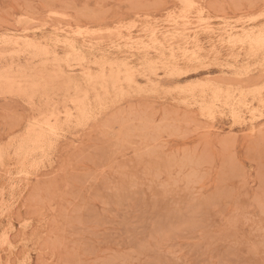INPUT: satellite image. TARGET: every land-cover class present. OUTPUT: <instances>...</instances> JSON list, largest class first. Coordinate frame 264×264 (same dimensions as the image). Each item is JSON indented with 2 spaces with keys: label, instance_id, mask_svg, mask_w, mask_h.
Instances as JSON below:
<instances>
[{
  "label": "rangeland",
  "instance_id": "374dc122",
  "mask_svg": "<svg viewBox=\"0 0 264 264\" xmlns=\"http://www.w3.org/2000/svg\"><path fill=\"white\" fill-rule=\"evenodd\" d=\"M263 27L264 0H0V264H264Z\"/></svg>",
  "mask_w": 264,
  "mask_h": 264
},
{
  "label": "bare ground",
  "instance_id": "6f19581e",
  "mask_svg": "<svg viewBox=\"0 0 264 264\" xmlns=\"http://www.w3.org/2000/svg\"><path fill=\"white\" fill-rule=\"evenodd\" d=\"M261 28H262V27H261ZM263 28H264V27H263ZM251 29H252V28H251ZM259 29H260V28H259ZM252 32H255V30H254V31L251 30V32L249 31L248 35H251L250 33H252ZM260 32H261V34H262V30H261ZM258 33H259V32H258ZM258 33H257L256 35H258ZM77 34H78V33H77ZM91 34H92V33L90 32V35H91ZM243 34H244V33H243ZM246 34H247V33H246ZM252 34H254V33H252ZM261 34H260V35H261ZM78 35H79V34H78ZM85 35H86V34H85ZM87 35H88V34H87ZM92 35H93V34H92ZM256 35H255V38H254V36L251 35L252 38H253V40H254V39H257V38H256V37H257ZM3 36L5 37V35H3ZM80 36H81V35H80ZM177 36H178V35H177ZM177 36H175V37H177ZM179 36H180V35H179ZM179 36H178V37H179ZM229 37H230V36H229ZM229 37H228V38H229ZM232 37H234V35H233ZM262 37H264V35H263ZM2 38H3V37H2ZM8 38H9V37H8ZM8 38H7V39H8ZM26 38H27V37H26ZM56 38H58V37H56ZM154 38H156V37H154ZM162 38H163V37H162ZM173 38H174V37H173ZM244 38H248V39H245V40H248V41H250V40L252 39V38L250 39V36L247 37V35H246V37H244ZM12 39H13V37H12ZM12 39H11V40H12ZM150 39H151V42H152V38H150ZM193 39H194V38H193ZM234 39H235V38H234ZM249 39H250V40H249ZM2 40H4V39H2ZM23 40H24V39H23ZM23 40H22V41H23ZM83 40H84V39H83ZM155 40H157V39H155ZM175 40H176V38H175ZM190 40H191V39H190ZM245 40H244V42H245ZM194 41H195V40H194ZM196 41H197V40H196ZM236 41H237V40H234V43H235ZM238 41H241V40H238ZM248 41H247V42H248ZM4 42H5V40H4ZM8 42H9V41H8ZM10 42H11V41H10ZM15 42H16V41H14V43H15ZM63 42H64V41H63ZM66 42H67V41H66ZM120 42H121V41H120ZM126 42H127V41H126ZM130 42H131V41H130ZM153 42H154V40H153ZM254 42H255V41H254ZM257 42H258V41H257ZM263 42H264V41H263ZM68 43H69V41H68ZM132 43H133V42H132ZM137 43H138V42H137ZM5 44H6V43H5ZM69 44H70V43H69ZM154 44H155V42H154ZM197 44H198V43H197ZM248 44H249V43H248ZM258 44H259V43H258ZM261 44H262V43H261ZM261 44H260V46H262ZM9 45H10V44H9ZM14 45H16V44H14ZM71 45H72V43L69 45V47H70ZM159 45L162 46L161 44H159ZM243 45H244V44H243ZM250 45H251V42H250ZM253 45H254V47L256 46L255 44H253ZM17 46H18V45H17ZM178 46H179V45H178ZM187 46H188V45H187ZM263 46H264V45H263ZM29 47H30V46H29ZM36 47H37V46H36ZM71 47H72V46H71ZM119 47H120V46H119ZM153 47H154V46H153ZM163 47H164V46H163ZM248 47H249L248 50H250V47H251V46H248ZM19 48H20V47H19ZM37 48H38V47H37ZM43 48H44V47H43ZM56 48H57V47H56ZM74 48H75V47H74ZM147 48H148V47H147ZM234 48H235V46H234ZM244 48H245V47H244ZM256 48H257V47H256ZM262 48H263V47H262ZM262 48H261V49H262ZM29 49H30V48H29ZM118 49H119V48H118ZM170 49H171V48H170ZM259 49H260V48H259ZM259 49H258V51H259ZM261 49H260L259 52H261ZM47 50H48V49H47ZM128 50H129V49H128ZM136 50H137V49H136ZM177 50H178V49H177ZM214 50H215V49H214ZM232 50H233V49H232ZM252 50H253V51H254V50L256 51V49H252ZM262 50H263V49H262ZM15 51H16V50H15ZM140 51H141V50H140ZM168 51H169V50H168ZM179 51H180V50H179ZM250 51H251V50H250ZM250 51H249V52H250ZM253 51H252V52H253ZM255 51H254V52H255ZM258 51H257L256 53H259ZM20 52H21V51H19V53H20ZM25 52H26V51H25ZM43 52H44V51H43ZM200 52H201V51H200ZM10 53H11V52H10ZM12 53L14 54V52H12ZM12 53H11V54H12ZM15 53H17V51H16ZM19 53H18V54H19ZM33 53H34V52H33ZM36 53H37V54H36ZM36 53H35V54H36L37 56H35V58L38 57V55H39L38 52H36ZM39 53H42V52H39ZM47 53H48V51H47L46 53H44L43 55H46ZM256 53H254V55H255ZM263 53H264V52H263ZM263 53H262V54H263ZM3 54H4V53L0 54V58H1V55H3ZM35 54H34V55H35ZM48 54H49V53H48ZM48 54H47L46 56H49ZM187 54H189V53H187ZM193 54H194V53H193ZM193 54H192V55H193ZM248 54H251V53H248ZM248 54H247V55H248ZM9 55H10V54H9ZM29 55H30V53H29ZM40 55H42V54H40ZM53 55H54V54H53ZM55 55H56V54H55ZM69 55H70V54H69ZM69 55H68V56H69ZM254 55H253V56H254ZM4 56H5V55H4ZM46 56L44 57V59L46 58ZM76 56H77V55H76ZM149 56H150V55H149ZM170 56H171V54H170ZM172 56H173V55H172ZM250 56H252V55H250ZM18 57H19V56H18ZM18 57H17V58H18ZM31 57H33V55L30 56V58H31ZM53 57H54V56H53ZM58 57H60V56H58ZM69 57H70V56H69ZM134 57H135V56H134ZM145 57H146V56H145ZM8 58H9V57H8ZM39 58H40V57H39ZM103 58H104V57H103ZM168 58L170 59L171 57H168ZM189 58H191V59L193 58V59H194L195 56L193 55V56H190ZM1 59L3 60V57H2ZM13 59H14V58H13ZM41 59H42V58H41ZM55 59H56V56H55ZM66 59H67V58H66ZM94 59H95V58H94ZM100 59H101V58H100ZM105 59H106V58H105ZM158 59H159V58H158ZM201 59H202V58H201ZM206 59H207V58H206ZM230 59L232 60V59H234V58L231 57ZM11 60H12V58H11ZM11 60H10V61H11ZM48 60H49V59H48ZM52 60H53V59H52ZM60 60H61V58L59 59V62H60V64H61V61H60ZM67 60H68V59H67ZM83 60H84V59H83ZM83 60H82V61H83ZM172 60H173V58H172ZM187 60H188V59H187ZM195 60H196V59H195ZM195 60H194V61H195ZM5 61H6V60H5ZM33 61H34V60H33ZM43 61H44V60H43ZM45 61H46V60H45ZM54 61H56V60H54ZM54 61H52V63H53ZM78 61H79V57H78ZM94 61H95V60H94ZM158 61H159V60H158ZM188 61H189V60H188ZM191 61H192V60H191ZM233 61H234V60H233ZM236 61H237V60H236ZM236 61H235V62H236ZM62 62H63V60H62ZM167 62H168V61H167ZM262 62H263V61H262ZM28 63H29V62H28ZM67 63H68V61H67ZM69 63H70V62H69ZM69 63H68V65H70ZM72 63H73V62H72ZM77 63H81V62L79 61V62H77ZM107 63H108V62H107ZM109 63H110V62H109ZM109 63H108V64H109ZM151 63H152V62H151ZM189 63H190V62H189ZM198 63H199V62H198ZM245 63H246V62H245ZM47 64H48V62H47L46 64H44V65L47 66ZM57 64H58V63H57ZM63 64H65V63H63ZM155 64H156V66H157V63H156V62H155ZM29 65H31V64H29ZM29 65H28V66H29ZM65 65H66V64H65ZM102 65H103V63H102ZM230 65H231V64H230ZM255 65H256V64H255ZM258 65H262V63H260V64L258 63ZM17 66H18V64H17ZM20 66L22 67L21 64H20ZM34 66H35V64H34ZM40 66H41V65H40ZM45 66H43V67H45ZM57 66L59 67V65H57ZM60 66H61V65H60ZM108 66H109V65H108ZM205 66H207V65H205ZM227 66H228V64H227ZM8 67H9V65H8ZM15 67H16V66H15ZM35 67H37V66H35ZM77 67H78V66H77ZM104 67H105V66H104ZM109 67H110V66H109ZM130 67H131V66H130ZM140 67H141V66H140ZM174 67H175V66H174ZM178 67H179V66H178ZM221 67H222V66H221ZM232 67H233V66H232ZM247 67H249V66H247ZM256 67H257V66H256ZM259 67H260V66H259ZM4 68H5V67H4ZM12 68H13V67H12ZM17 68H18V67H16V69H17ZM22 68H23V67H22ZM26 68H27V67H26ZM26 68L24 67V69H26ZM29 68H30V71H28V72H31V68H32V67L29 66ZM54 68H55V67H54ZM54 68H53V70L55 71ZM56 68H57V67H56ZM72 68H73V67H72ZM75 68H76V67H75ZM111 68H112V67H111ZM125 68H126V67H125ZM225 68H226V67H225ZM228 68H229V67H228ZM245 68H246V67H245ZM253 68H254V67H253ZM1 69H2V68H1ZM6 69H7V68H6ZM9 69H10V68H9ZM24 69H22V70L24 71ZM58 69H59V68H58ZM58 69H57V71L59 72ZM67 69H71V68L68 67ZM73 69H74V68H73ZM133 69H134V68H133ZM230 69H232V68H230ZM235 69H236V68H235ZM237 69H238V68H237ZM247 69H248V68H247ZM2 70H3V69H2ZM2 70H0V71H1V72H5V71H2ZM12 70H13V69H12ZM22 70L19 69V71H22ZM26 70H27V69H26ZM26 70H25V71H26ZM33 70H34V68H33ZM33 70H32V71H33ZM40 70L42 71V69H39V71H40ZM45 70H46V69H45ZM61 70H63V68H62ZM100 70H102V69H100ZM112 70H113V68H112ZM125 70H126V69H125ZM240 70H241V69H240ZM245 70H246V69H245ZM245 70H244V71H245ZM8 71H10V70H8ZM8 71H7V72H8ZM25 71H24V73H22V74H26ZM34 71H35V70H34ZM57 71L54 72V74L57 73ZM102 71H103V70H102ZM104 71H105V70H104ZM117 71H119V70H117ZM129 71H130V68H129ZM132 71H133V70H131V72H132ZM181 71H182V70H181ZM195 71H196V70H195ZM248 71H250V69H248ZM1 72H0V73H1ZM7 72H6V73H7ZM17 72H18V71H17ZM46 72H47V70H46ZM51 72H52V71H51ZM51 72L49 71V73H51ZM126 72H127V71H126ZM6 73H5L3 76H5ZM9 73H10V72H8L7 74H9ZM14 73H15V72H13V74H14ZM19 73H21V72H19ZM37 73H39V72H36L35 74H37ZM49 73H44V74L46 75V74H49ZM62 73H63V72H62ZM97 73H99V72H97ZM104 73H105V72H104ZM123 73H124V72H123ZM127 73H128V72H127ZM168 73H169V72H168ZM171 73H172V71H171ZM188 73H189V72H187V74H188ZM191 73H192V72H191ZM248 73H249V72H248ZM10 74L12 75V79H14V77H15L16 75H14V77H13V74H12V73H10ZM27 74H28V73H27ZM27 74H26V75H27ZM39 74H41V73H39ZM51 74H52V73H51ZM51 74H50V75H51ZM83 74H84V72H83ZM88 74H89V72H88ZM90 74H91V72H90ZM119 74H121V73L118 72V75H117V76H119ZM129 74H131V73H129ZM153 74H154V73H153ZM174 74H175V73H174ZM245 74H247V72H246ZM11 75H7L6 77L9 78V77H11ZM26 75H25V76H26ZM62 75H63V74H61V76H62ZM68 75H70V74H68ZM68 75H67V76H68ZM72 75H74V74H72ZM72 75H71V77L73 78L74 76H72ZM75 75H76V74H75ZM79 75H80V74H79ZM100 75H103V73L100 74ZM108 75H109V74H108ZM241 75H242V74H241ZM241 75H240V77H241ZM247 75H248V74H247ZM0 76H1V75H0ZM3 76H2V77H3ZM18 76H19V74H18ZM32 76L34 77V75L31 74V79H33ZM56 76L59 77L57 74H56ZM61 76H60V77H61ZM63 76H64V75H63ZM63 76H62V78H63ZM67 76H66V77H67ZM84 76H87V75L84 74ZM88 76H90V75H88ZM112 76H113V75H112ZM175 76H176V75H175ZM6 77H5V78H6ZM16 77H17V76H16ZM20 77H21V75H20ZM22 77H23V76H22ZM40 77H41V76H40ZM42 77H43V76H42ZM45 77H46V76H45ZM47 77H48V75H47ZM50 77H51V76H50ZM50 77H48V78H50ZM52 77H53V76H52ZM66 77H64V78H66ZM76 77H78V75H77ZM79 77H80V76H79ZM102 77H103V76H102ZM119 77H120V76H119ZM128 77H129V76H128ZM237 77H238V76H237ZM0 78H1V77H0ZM3 78H4V77H3ZM3 78L1 79V81L3 80ZM8 78L5 79V80H8ZM28 78H29V75H28ZM34 78H35V77H34ZM38 78H39V77L37 76V79H38ZM55 78H56V77H55ZM62 78H61V79H62ZM68 78H69V77H67L66 79H68ZM91 78H92V77H91ZM97 78H98V75H97ZM108 78H109V77H108ZM112 78H113V77H110V80H112ZM117 78H118V77H117ZM117 78H116V79H117ZM131 78H132V77H131ZM133 78H134V77H133ZM12 79L10 78V81L8 80L10 84H11V83H14V82L16 81V80H15L16 78L14 79V80H15L14 82L11 81ZM17 79H18V78H17ZM19 79H20V78H19ZM19 79H18V80H19ZM35 79H36V78H35ZM43 79H44V77H43ZM59 79H60V78H59ZM74 79H75V78H74ZM80 79H81V78H80ZM98 79H99V78H98ZM98 79H96V80H98ZM103 79H104V77L102 78V80H103ZM116 79H115V80H116ZM123 79H124V77H123ZM129 79H130V78H129ZM5 80H4V81H5ZM20 80H21V79H20ZM22 80H23V79H22ZM24 80H25V79H24ZM24 80H23V81H24ZM28 80H29V79H27V81H28ZM64 80H65V79H64ZM69 80L71 81V79H69ZM72 80H73V79H72ZM77 80H78V78H76V81H77ZM90 80H91V79H90ZM90 80H89V81H90ZM93 80H94V79H93ZM108 80H109V79H108ZM110 80H109V81H110ZM115 80H112V81H111L112 84H114L113 81H115ZM4 81H2V82H4ZM25 81H26V80H25ZM25 81H24V84L21 83V84H22L21 87H23V85H25ZM29 81H30V80H29ZM41 81H42V79H41ZM43 81H44V80H43ZM48 81H49V80H48ZM50 81H52V80L50 79ZM59 81H60V80H59ZM61 81H62V80H61ZM61 81L58 82V84H60V85H61L62 83H63V84H64V83L66 84V81H65V82L63 81L62 83H61ZM67 81H68V80H67ZM73 81H75V80H73ZM73 81H72L71 83H73ZM81 81H82V80H81ZM81 81H79V82H81ZM86 81H87V79H86ZM89 81H88V83H89ZM122 81H123V80H122ZM122 81H121V82H122ZM33 82H34V80H33ZM53 82H54V81H53ZM84 82H85V81H84ZM84 82H81V86H82V83H84ZM94 82H95V81H94ZM99 82H100V80H99ZM102 82H103V81H102ZM116 82H118V81H116ZM116 82H115V84H116ZM119 82H120V81H119ZM128 82H129V80H128ZM128 82H127V83H128ZM197 82H198V81H197ZM199 82H200V81H199ZM199 82H198V83H199ZM208 82H209V81H208ZM28 83H29V82H28ZM31 83H32V82H31ZM31 83H29V84H31ZM39 83H40V82H39ZM45 83L48 84L47 82H45ZM68 83H69V82H67V84H68ZM77 83H78V81H77ZM86 83H87V82H86ZM96 83L98 84V81H96ZM105 83H107V82L105 81ZM132 83H134V82H132ZM198 83H197V84H198ZM203 83H204V82H203ZM205 83H206V82H205ZM4 84H5V83H4ZM16 84H20V83L18 82V83H16ZM16 84H15V85H16ZM29 84H28V85H29ZM33 84H34V83H33ZM35 84H36V83H35ZM35 84H34V85H35ZM40 84L42 85V83H40ZM40 84H39V85H40ZM50 84H51V83H50ZM63 84H62V85H63ZM73 84H74V83H73ZM93 84H95V83H93ZM121 84H122V83H121ZM129 84L131 85V81H130ZM152 84H153V83H152ZM197 84H196V85H197ZM15 85H14V86H15ZM62 85H61V87H62ZM68 85H69V87H70V83H69ZM87 85H88V84H87ZM101 85H103V83H102ZM104 85H105V84H104ZM109 85H110V83H109ZM119 85H120V84H119ZM134 85H135V84H134ZM196 85H195V86H196ZM198 85H199V84H198ZM198 85H197V86H198ZM202 85H203V84H202ZM208 85H209V84H208ZM211 85H212V84H211ZM5 86H6V85H5ZM9 86H10V88H9V90H10L11 87H12V85H9ZM9 86H8V87H9ZM17 86H20V85H17ZM17 86H16V87H17ZM25 86H27V85H25ZM31 86H32V85H31ZM50 86H51V85H50ZM78 86H80V84H79ZM81 86H80V87H81ZM83 86H84V85H83ZM91 86H92V85H91ZM99 86H100V85H99ZM107 86H108V85L106 84V86H102V87H103V89H104V87H105L107 90H109V89L107 88ZM113 86H116V85H112V87H113ZM153 86H154V85H153ZM156 86H157V85H156ZM197 86H196V87H197ZM200 86H201V83H200ZM200 86H199L198 88H201ZM204 86H206V85L204 84L203 87H204ZM213 86H214V85H213ZM8 87H7V88H8ZM34 87H35V88H34ZM34 87H33V88L30 87V88H31L32 90H33V89H36L37 84H36V86H34ZM38 87H39V86H38ZM38 87H37V88H38ZM45 87H46V86H45ZM67 87H68V86H67ZM92 87H93V86H92ZM120 87H122V86H120ZM157 87H158V86H157ZM184 87H185V86H183V88H184ZM196 87H194V88H196ZM207 87H208V86H207ZM210 87H211V86H210ZM210 87H209V89H210ZM214 87H215V86H214ZM228 87H230V86H228ZM238 87H239V86H238ZM40 88H42V87L40 86ZM46 88L49 90L48 86H47ZM53 88H54V86H53ZM55 88H56V87H55ZM75 88H76V87H75ZM98 88H99V87H98ZM123 88H124V87H123ZM129 88H130V87H129ZM138 88H139V87L137 86V89H138ZM150 88H151V87H150ZM181 88H182V87H181ZM183 88H182V89H183ZM191 88H192V86H191ZM198 88H197V89H198ZM212 88H213V87H212ZM231 88H232V87H231ZM259 88H261V87L259 86ZM259 88H258V90H259ZM262 88H264V86H263ZM262 88H261L260 90H263ZM13 89H14V88H13ZM16 89L18 90L19 88H16ZM21 89H23V90H24V89H25V90H28L29 87H28V88H27V87H26V88H24V87H23V88H20V91H21ZM47 89H46V90H47ZM59 89H60V86H59ZM62 89H63V88H62ZM65 89L69 90L68 88H65ZM79 89H80V88H79ZM84 89H86V87H85ZM87 89H89V85H88ZM90 89H91V88H90ZM120 89H121V88H119L118 91H119ZM175 89H176V87H175ZM175 89H174V90H175ZM184 89H185V88H184ZM197 89H196V90H197ZM202 89H203V88H202ZM207 89H208V88H207ZM227 89H228V88H227ZM4 90H5V89H4ZM14 90H15V89H14ZM39 90H40V89L38 88V91H39ZM43 90H44V89H43ZM53 90H54V89H53ZM76 90L78 91V88H77ZM93 90H94V89H93ZM107 90H106V91H107ZM114 90H115V87H114ZM127 90H128V89H127ZM130 90H132V89H130ZM138 90H139V89H138ZM213 90H214V89H213ZM246 90H247V89H246ZM251 90H252V89H250L249 92H251ZM15 91H16V90H15ZM40 91H41V90H40ZM77 91H76V92H77ZM90 91H92V89H91ZM95 91H96V89H95ZM99 91H100V89H99ZM101 91H102V90H101ZM106 91H105V92H106ZM121 91H123V90L121 89ZM121 91H120V92H121ZM124 91H125V90H124ZM185 91H186V90H185ZM199 91H200V90H199ZM202 91H204V90H202ZM202 91H201V92H202ZM210 91H211V89H210ZM219 91H221V89H219ZM226 91H227V90H226ZM229 91H230V89H228L227 92H229ZM5 92H8V91L5 90ZM9 92H10V91H9ZM13 92H14V91H12L11 93H13ZM17 92H18V91H17ZM25 92H26V91H25ZM45 92H47V91H45ZM53 92H55V91H53ZM69 92H70V91H69ZM79 92H81V91H79ZM87 92H88V91H87ZM87 92H86V93H87ZM108 92H109V91H108ZM108 92L105 93V94H108ZM112 92H113V91H112ZM115 92H117V91H115ZM120 92H118V94H119ZM217 92H218V91H217ZM221 92H223V91H221ZM221 92H220V93H217V94H221ZM227 92H226V93H227ZM241 92H244V91H241ZM253 92H254V91H253ZM256 92H257V91H255L254 93H256ZM260 92H261V91H260ZM260 92H259V93H260ZM48 93H49V92H48ZM48 93H47V94H48ZM58 93H59V92H58ZM58 93L55 94V96L58 95ZM60 93H61V91H60ZM74 93H75V92H74ZM81 93H82V92H81ZM90 93H91V92H90ZM90 93L88 92V97H89V94H90ZM92 93H93V92H92ZM98 93H99V92H98ZM103 93H104V91H103ZM122 93H123V92H122ZM125 93H127V92H125ZM128 93H129V92H128ZM133 93H134V92H133ZM202 93H203V92H202ZM212 93H213V92H212ZM215 93H216V90H215ZM215 93H213V95H215ZM235 93H236V92H235ZM254 93L252 94L253 96H254ZM259 93H258V94H259ZM4 94H5V93H4ZM37 94H38V93H37ZM43 94H44V92H43ZM62 94H63V93H62ZM77 94H78V93H77ZM77 94H75V95H77ZM99 94H100V93H99ZM116 94H117V93H116ZM154 94H155V93H154ZM203 94H204V93H203ZM227 94H228V93H227ZM227 94H224V95H226L228 98H230V96H228ZM233 94H234V93H233ZM247 94H248V93H247ZM68 95H69V93H68ZM68 95H67V96H68ZM90 95H91V94H90ZM103 95H104V94H103ZM109 95H110V93H109ZM112 95H113V93H112ZM121 95H122V94H121ZM128 95H129V94H128ZM169 95H170V94H169ZM40 96H41V95H40ZM65 96H66V93H65ZM72 96H74V95H72ZM79 96H80V95H78V97H79ZM82 96H83V95H82ZM86 96H87V94L85 95V97H86ZM95 96H97V94H96ZM106 96H107V95H106ZM202 96H203V95H202ZM233 96H235V95H233ZM233 96L230 98V100L233 98ZM240 96H242V94H241ZM240 96H239V97H240ZM243 96H244V95H243ZM246 96H249V95H246ZM78 97H76V98H78ZM80 97H81V96H80ZM88 97H86V98H87L86 100H88ZM102 97H103V96H102ZM109 97H110V96H109ZM120 97H121V96H120ZM214 97H215V96H214ZM218 97H219V96H218ZM257 97H258V96H257ZM257 97H256V98H257ZM259 97L261 98V96H259ZM259 97H258V98H259ZM57 98H60V97L58 96ZM64 98H67V97H64ZM64 98H63V99H64ZM70 98H71V96H70ZM70 98H69V99H70ZM98 98L100 99L101 97H97V99H98ZM187 98H188V97H187ZM216 98H217V96H216ZM228 98H227V99H228ZM242 98L245 99V97H242ZM253 98H254V97H253ZM256 98H254V99H256ZM260 98H259V103H258V104H261V102H262V101H260ZM25 99H26V98H25ZM42 99H43V98H42ZM50 99H51V98H50ZM54 99H56V97H55ZM81 99H82V98H81ZM95 99H96V98H95ZM192 99H193V98H192ZM223 99H225V98H223ZM244 99H243V100H244ZM58 100H59V99H58ZM86 100H83V102L86 101ZM184 100H185V102H186V99H184ZM204 100H205V99H204ZM217 100H218V98H217ZM225 100H226V99H225ZM230 100H228V101H230ZM246 100H247V99H246ZM246 100H245V103H246ZM261 100H263V99H261ZM26 101H27V100H26ZM29 101H30V100H29ZM29 101H28V102H29ZM37 101H38V100H37ZM39 101H40V100H39ZM51 101H52V100H51ZM54 101H55V100H54ZM54 101H53V102H54ZM59 101H60V100H59ZM62 101H63V100H62ZM62 101H61V102H62ZM97 101H98V100H97ZM97 101H96V102H97ZM106 101H107V100H106ZM214 101H216V100L214 99ZM219 101H220V100H218V102H219ZM226 101H227V100H226ZM228 101H227V102H228ZM233 101H234V100H233ZM46 102H47V101H46ZM64 102H65V100H64ZM69 102H70V101H69ZM74 102H75V100H74ZM87 102H88V101H87ZM94 102H95V101H94ZM94 102L92 101V103H94ZM218 102H217V103H218ZM235 102H236V101H235ZM235 102H234V103H235ZM240 102H241V101H240V99H239V105H240ZM251 102H252V101H251ZM62 103H63V102H62ZM67 103H68V102H67ZM89 103H90V101H89ZM106 103H107V102H106ZM195 103H196V102H195ZM195 103H194V104H195ZM210 103H211V102H210ZM215 103H216V102H215ZM253 103H254V100H253ZM263 103H264V102H263ZM31 104H32V103H31ZM40 104H41V103H40ZM40 104H39V105H40ZM70 104H71V103H70ZM72 104H74V103H72ZM79 104H80V102H79ZM90 104H91V103H90ZM113 104H114V103H113ZM113 104H112V105H113ZM205 104H206V103H205ZM205 104H204V105H205ZM208 104H209V103H208ZM212 104H213V103H212ZM212 104H211L210 107H213V106H214V105L212 106ZM219 104H220V103H219ZM29 105H30V104H29ZM32 105H33V104H32ZM41 105H42V104H41ZM51 105H52V104H51ZM63 105L65 106L64 103H63ZM63 105H62V106H63ZM77 105H78V104H77ZM80 105H81L80 107H77V106H76L77 109H78V108L81 109L82 104H80ZM197 105H198V104H197ZM220 105H221V104H220ZM228 105H229V104H228ZM241 105L243 106V104H241ZM241 105H240V106H241ZM246 105H247V103H246ZM36 106H37V105H36ZM46 106H47V105H46ZM58 106H60V105H58ZM110 106H111V105H110ZM187 106H189V105H187ZM208 106H209V105H208ZM249 106H250V105H249ZM30 107H32V106L30 105ZM34 107H35V106H34ZM42 107H45V106L42 105ZM55 107H57V105H56ZM88 107H89V106H88ZM193 107H194V105H193ZM224 107H225V105H224ZM226 107H227V106H226ZM230 107H231V106H230ZM237 107H238V104H237ZM244 107H245V106H243V108H244ZM262 107H263V106H262ZM39 108H40V106H39ZM49 108H50V107H49ZM57 108H58V107H57ZM57 108H56L55 110H58ZM65 108H67V107H65ZM68 108H69V107H68ZM68 108H67V109H68ZM213 108H217V107H213ZM231 108H232V107H231ZM238 108H239V107H238ZM246 108H247V107H246ZM246 108H245V109H246ZM32 109H33V108H32ZM218 109H219V108H218ZM218 109H217V110H218ZM233 109H234V108H233ZM239 109H240V108H239ZM256 109H257V108H256ZM256 109H255V111H254V109H253L252 112L254 111V113H250V115H251V114H252V115L255 114V112L257 111ZM39 110H40V109H38V111H39ZM42 110H43V109H42ZM49 110H50V109H49ZM51 110H53V109H51ZM63 110L65 111V109H63ZM70 110H71V109H70ZM82 110L84 111V108H83V107H82ZM215 110H216V109H215ZM219 110H220V109H219ZM261 110H262V109H261ZM78 111H80V110H78ZM212 111H213V109H212V110L210 109V113H211ZM233 111H234V110H233ZM233 111H232V113H233ZM239 111H240V110H239ZM239 111H238V112H239ZM43 112H44V110H43ZM59 112H60V111H59ZM204 112H205V111H204ZM224 112H225V111H224ZM230 112H231V111H230ZM240 112H241V111H240ZM246 112H247V111H246ZM257 112H258V111H257ZM49 113H50V112H49ZM51 113H52V111H51ZM66 113H68V112H66ZM206 113H207V112H206ZM214 113H215V112H214ZM214 113H213V114H214ZM234 113L236 114V112H234ZM234 113H233V114H234ZM42 114H43V113H42ZM47 114H48V113H47ZM76 114H77V113H76ZM207 114H208V113H207ZM207 114H206V115H207ZM38 115H39V114H38ZM45 115H46V114H45ZM52 115H53V114H52ZM52 115H51V116H52ZM60 115H61V112H60ZM60 115H57L56 117L58 118V116H60ZM62 115H64V114H62ZM240 115H241V114H240ZM46 116H47V115H46ZM65 116H66V115H65ZM68 116H69V114H68ZM68 116H67V117H68ZM71 116H72V114H71ZM233 116H234V115H233ZM233 116H232V117H233ZM41 117H42V116H41ZM44 117H45V116H44ZM48 117H49V116H48ZM52 117H54V119H55V116H52ZM252 117H253V116H252ZM50 118H51V117H50ZM50 118H49L48 120H46L47 123H46V121H45L46 124H49L48 121H50ZM57 118H56V119H57ZM65 118H66V117H65ZM74 118H75V117H74ZM236 118H237V117H235L234 119H236ZM238 118H239V115H238ZM51 119H52V118H51ZM243 119H244V117H243ZM74 120H75V119H74ZM236 120L239 121L238 119H236ZM240 120H241V117H240ZM33 121H34V120H33ZM55 121H56V123L59 122V121L57 122V120H55ZM55 121H54V123H55ZM63 121H64V120H63ZM68 121H69V119H68ZM237 121H235V122H237ZM34 122H35V121H34ZM64 122H65V121H64ZM35 123H37V122H35ZM43 123H44V122H43ZM43 123H42V124H43ZM54 123H53V124H54ZM29 124H31V123H29ZM40 124H41V122H40ZM46 124H45V125H46ZM83 124H84V123H83ZM50 125H51V124H50ZM34 126H35V125H34ZM38 126H39V125H38ZM40 126H41V125H40ZM42 126H43V125H42ZM46 126H47V125H46ZM46 126H45V127H46ZM55 126H56V125H55ZM55 126H54V127H55ZM60 126H61V125H60ZM50 127H51V126H50ZM54 127H52V128H54ZM55 128H56V127H55ZM57 128H58V127H57ZM50 129H51V128H50ZM47 131H48V129H47ZM52 131H53V130H52ZM52 131H50V132H52ZM54 135H55V134H54ZM54 135H53V136H54ZM57 135H58V134H57ZM42 136H43V135H42ZM43 139H44V138H43ZM43 139H42V140H43ZM36 143H37V142H36ZM47 144H48V143H47ZM7 145H8V144H7ZM36 161H37V160H36Z\"/></svg>",
  "mask_w": 264,
  "mask_h": 264
}]
</instances>
